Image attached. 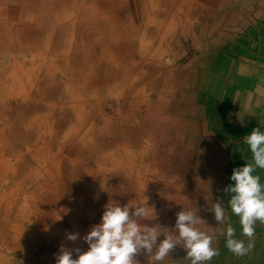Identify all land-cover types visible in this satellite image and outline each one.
<instances>
[{
  "label": "bare ground",
  "instance_id": "obj_1",
  "mask_svg": "<svg viewBox=\"0 0 264 264\" xmlns=\"http://www.w3.org/2000/svg\"><path fill=\"white\" fill-rule=\"evenodd\" d=\"M198 3L199 0H139L141 6L136 8V0H73L72 5L75 8L79 7L83 9L84 13V15L80 17L74 16L75 20L71 22L74 26L75 24L79 25L81 23L84 27L82 31L83 34L77 33L80 37L79 43H77L75 37L77 35H75L76 30L75 28L72 29L71 24L70 29L72 30L66 32L62 30V24H64L67 19L66 17L56 15L51 24L42 26L45 33L43 32L42 34L43 38H41V42H39L40 46H37L38 43L34 41L32 44H27V49L29 48V51H33L28 53L32 55V58L28 59V68L20 75L13 74L12 71L10 72L11 74L8 80L10 86L5 85L4 91L0 88V99L10 101V98L14 97L13 101L18 100L16 103V118L18 120L16 119V123L19 124L17 131L15 130L16 135L22 137L23 131L29 128V132L36 138V143H42L46 146V150L49 152V165H44L41 168L44 173L45 169L48 167L49 170L47 172L49 178L47 173L44 180L41 173L38 177L35 172L27 173V170H22V179L18 183H13V186L9 187V191L7 190V192L2 193L1 200L9 197L11 195L10 192L20 191L23 188V184L28 186L29 183L33 184L36 182L38 187L42 189V185H45V181L50 183V181L55 180V168H58L62 162H65L62 167L66 164L69 165L67 168V177L72 178V181H75L73 177H76L77 172L80 173V175H84L82 177L83 182L79 181V183L83 191L88 192V194L103 193L107 184H115L118 182L119 174L117 173L122 169L123 165H126V167H124L122 171L128 172L127 175H132L130 172L134 171V166H136L134 152L136 153V148H141L143 142V139H141L143 137L142 130H140V136H138V133L136 134V131L141 126H138L137 129L134 127L124 130V127L134 122V118L133 120L128 119L120 110H117V114H115L116 118H102L101 121H94L93 116L95 115L97 117L96 112L99 111L97 109H99L98 106L102 102V98L99 95L100 93L97 91H89L91 94L90 98L93 100L92 103H88L89 106H85L87 102V92L85 94L86 100L84 101V99L79 97L80 95H78V93L72 90L73 86L78 79H81L82 88L84 86L88 88L99 86L105 93L108 92L109 94L110 91L112 92L114 90L116 93V102H119V104L120 102L123 104L128 103L130 107L135 103L136 106V92L132 93V90L136 88V59H134L136 57V45L129 43L125 39L124 43L121 42L120 39L123 37L122 34L129 33L131 36L136 35V19L144 16V30L146 31L153 28L155 35L151 36L146 43H140V47H138L137 50L140 51L142 56L146 52H149L145 47L149 44H154V42L157 43L154 50H159L160 47L163 46L162 44L170 38V34L174 33L175 29L188 26L191 24V21H197L199 14L201 15L203 12L198 6ZM125 9V15L120 17L119 12ZM55 35H57V41H54ZM32 36L37 37L36 35ZM64 37L65 39L61 42V38ZM30 39L33 40L32 37ZM136 41L134 42L136 43ZM79 44H82L80 48L78 47ZM95 50L99 51V56H95L97 55L94 53ZM76 51L80 52L82 55L77 57ZM165 52L166 48L163 51H159L158 54L152 53V56L154 58L157 56L160 58V55ZM34 53L36 54L34 55ZM143 58H145L144 55ZM145 60L147 59L145 58ZM30 74L33 75V78H30ZM40 76H42V78H40ZM150 82H152V80ZM166 82L165 78L164 81H162V85H164V83L166 84ZM149 85L152 87L153 84ZM54 88H60L62 90V96H59L55 102L50 103V92L51 89ZM109 98H111V96ZM156 102L157 101L152 100L149 106H154L153 104ZM149 106H147V108H149ZM28 111L32 114L26 118L27 121H25V116ZM67 112H72L75 116L74 123L72 122L68 135L69 137L78 138L71 149L59 144L56 145V140H53L55 139L56 133L54 129L51 128V125L49 126L47 123V119L54 118L56 114L59 115L61 119L67 117ZM89 112L91 113L90 115ZM2 119L6 120V117L2 116ZM13 124L11 123L10 127H6L5 125L3 129L10 128L11 130ZM44 132L48 134L47 144L43 142ZM106 135L113 137L112 142H107L109 147L110 145L114 146L111 152H103L101 147L102 137ZM150 144H153V142ZM74 149L77 151V155H75L73 160L67 162L68 156H62V153L66 151V154L69 155L71 150ZM26 150L27 152H31V148ZM54 151L55 153L52 154ZM127 155L131 158L135 157L132 158V160H135L134 164L128 159L129 157H126ZM34 157L32 156V158ZM124 158L126 161H129V163L127 162L128 164L125 163L126 161H123ZM33 162H35L36 165L40 163L35 159ZM148 168L149 166L145 170H149ZM4 172L5 174L7 173L6 170H4ZM72 173L75 174L73 177ZM133 177L135 179H130L129 176L128 179L134 181L133 185L136 186V170ZM139 179L142 180V178ZM9 185L11 186V184ZM118 192L119 189L116 190L115 193L117 200L120 199ZM132 194L136 195L134 192H132ZM143 197H145L144 194ZM128 201L130 206L136 205V201ZM119 205L121 206V204ZM72 207L75 209L73 215L69 214L65 217L62 216L65 214L64 211L52 209V217L59 220L60 225H54L52 227L53 231L51 232L46 229L43 230L37 239V242L44 239V243L46 244L43 246L44 253H46V258L44 259L45 264H53V261H50L48 257L49 255L53 257L58 255L61 246L69 250L79 248L81 252H86L88 250V244L84 242L83 237L90 231L92 226L100 223L104 209L96 211V209L93 208L95 211L87 209L82 211L77 210L79 207L77 204H73ZM131 211L132 209H130V212ZM29 220L33 223L32 217ZM29 220L27 221V225L29 224ZM63 226H67L70 229L67 230ZM33 227L38 230L37 226L33 225ZM1 228H3L2 230L6 229L4 226ZM27 230H29V227L25 224L24 227L13 229L14 236L17 237L18 240L11 239V242L13 244L17 243L16 241L23 243L26 240L24 238L27 236L25 232ZM36 230L35 233L39 232ZM2 233L1 231V237ZM69 234H79V238L77 241L71 242L67 240V235ZM8 242V239H3L0 241V246L4 247ZM72 258L76 259L77 256L73 254ZM54 264H56V260Z\"/></svg>",
  "mask_w": 264,
  "mask_h": 264
},
{
  "label": "crops",
  "instance_id": "obj_2",
  "mask_svg": "<svg viewBox=\"0 0 264 264\" xmlns=\"http://www.w3.org/2000/svg\"><path fill=\"white\" fill-rule=\"evenodd\" d=\"M198 6L203 12L197 21L182 26L177 35L180 42L188 40L192 45V62L178 69L170 87L164 83L151 111L139 112L136 121L143 127V142L180 151L179 157L162 161L167 168L160 172L164 187L159 204L167 207L154 211V219L149 215L138 222L158 225L175 236L176 214L197 210L206 224L196 227L214 237L212 247L218 250L206 264H264V224L256 222L253 248L242 256L230 252L226 237L219 235L231 223L233 238L249 243L228 205L231 194L224 189L235 184L230 179L233 169L252 162L244 137L254 128L264 132V0H199ZM151 80L149 84L158 85L160 79ZM253 175L264 185V169L257 168ZM217 200L225 209L224 224L214 219ZM164 238L160 235L157 243ZM186 256L182 246H176L164 260L148 254L141 264H190Z\"/></svg>",
  "mask_w": 264,
  "mask_h": 264
},
{
  "label": "rangeland",
  "instance_id": "obj_3",
  "mask_svg": "<svg viewBox=\"0 0 264 264\" xmlns=\"http://www.w3.org/2000/svg\"><path fill=\"white\" fill-rule=\"evenodd\" d=\"M72 3L73 0H0V88L3 89L2 91H4L5 85H9L8 80L11 71L13 74L20 75L28 68V59L32 58V55L28 53L33 51H29V48L27 49V44H32L34 41L38 43L37 46H40L39 42H41V38H43L42 34L43 32L45 33L42 26L51 24L56 15L67 18L64 24H62V30L66 32L75 28V35L77 33L83 34L82 31L84 27L81 23L79 25L75 24V26L71 24L72 20H75L74 16L80 17L84 15L83 9L79 7L75 8ZM139 6H141V4H139V0H136V8ZM41 8L45 9L42 10ZM125 13L126 9L119 12V16L123 17ZM143 18L144 16L142 18L138 17L136 19V35L131 36L129 33H126L122 34L123 37L120 39V41L123 43L126 40L129 43L136 45V57L134 58L136 59V88L132 90V93L136 92V106L135 103L132 107H130L128 103L123 104L120 102L119 104V102H116V93L114 90L112 91L113 93L110 91L109 94L108 92L105 93L104 90L99 86L90 88L84 86L82 88L81 79H78L73 86L72 90L78 93V95H80L79 97L84 99V101L86 100L85 94L87 92V102L85 106H89L88 103H92L93 100L90 98L91 94L89 91H97L100 93L99 95L102 98V102L98 106L99 109L97 110L99 111L96 110L97 117L95 115L93 116V119L96 122L101 121L102 118H116L115 114H117V110H120L121 113L124 114L128 119L133 120L134 118V122L124 127V130H127L128 128L132 129L134 127L137 129V125L140 124V122L136 123V121L140 119L138 117L139 112L144 115L146 112L151 111L149 103L152 102V100H155L157 92H160V90L164 88L163 85L160 84L162 83L163 78H166V80L168 79L166 84L168 87H170L171 83L175 82V78L173 76H175L178 69L182 68V65H186L193 60L191 48L192 45L190 42L188 40L181 42L178 40L180 36L178 37L177 35H180L182 32L180 27L175 29L174 33L170 34V38L162 44L163 46H161L159 50H154L157 46L156 42L145 47L146 50H149L148 53L146 52L143 54L147 59L145 60L137 48L140 47V43H146L151 38V36L155 35V33L153 28L146 31L144 30ZM70 24L72 25V29H70ZM194 32L196 33V30ZM32 35H36L37 37ZM31 37L33 40L30 39ZM75 37L77 43H79L80 37L78 34ZM190 37H192V35ZM64 39L65 37L61 38V42ZM132 39L134 41L137 40L136 43ZM54 41H57V35L54 36ZM81 46L82 44L78 45L79 48ZM165 48L166 52L161 54L160 58L158 56L155 58L152 56V53L158 54L159 51H163ZM187 50L190 52L188 56L186 55ZM76 53L77 57L82 55L78 51H76ZM94 53L97 54L95 56H99L98 50H95ZM35 54L36 53H34V55ZM165 65L167 68L164 67ZM156 72L158 73L156 74ZM30 78H33L32 74H30ZM40 78H42V76H40ZM152 78H154L155 81L160 79L161 82L159 80L158 85L156 82H153L152 87H150L149 81ZM61 91L62 90L60 88L51 89V100L49 102L53 103L57 98H59V96L61 97ZM163 91L164 90L161 92ZM110 96L111 98H109ZM13 100L14 97L10 98V101H4L0 99V228L2 226L6 227V229L2 230L3 228H1L0 230V232H3L2 237L0 236V241L3 239L9 240L6 246H0V264H45L44 259L46 258V253H44L43 246L46 244L44 243V239L38 242L37 239L43 230L46 229L51 232L53 231L52 227L54 225H60L59 220L52 217V209H57L58 211L60 210L62 212L64 211L65 214L62 216L65 217L69 214L73 215L75 210L72 207L73 204H77V206H79L77 210L84 211L87 209L95 211L96 209V211H99L104 209L105 206L111 201L118 202L121 204V207L127 205L129 202L128 200H132L133 202L136 201V205L144 206L146 199V204L149 208L154 209V211L165 210V207L167 206L159 204V201L162 198L160 193L164 187V184H161L162 181L159 180V178H163L160 172L165 170L164 168H167V165L162 161L164 159L166 160L179 157L178 155L180 151L175 152L169 148L166 150V148H162L160 144H150V142L146 140L145 142H142L141 148H136V153L134 152L136 162L135 160H132V158L135 157L131 158L129 155L126 156L127 158L129 157L128 159H130L133 164L134 162L136 163V166H134V171L130 172L132 175H127L128 172L126 173L122 171L124 167H126V165H123L122 169L117 173L119 174V181L115 184H107L103 193L88 194V192H84L82 186L79 183V181L83 182L82 177L84 175H80V173L77 172L76 177H73L75 174L72 173V177L75 178V181H72V178L67 177V168L69 165L66 164L62 167L63 163H65L62 162L58 168H55V180L50 181V183L48 182L49 184L45 181V185H42V189L41 187H38L36 182L33 184L29 183L28 186L23 184V188L20 191L10 192L11 195L9 197L1 200L3 195L2 193L7 192V190L9 191V187H12L13 183H18L22 179V170H27V173L35 172L37 173L38 177L41 173V176H43L44 180L47 173L49 178V174L47 172L49 170L48 167L45 169L44 173L41 168L44 165H49V152L46 150V146H44L42 143H36V138L29 132V128L28 130L26 129V131H23L22 137L16 135L19 124L16 123L18 120L16 118V103L18 100ZM147 106H149V108H147ZM133 113H135V115H133ZM31 114L32 113L28 111L25 116V121H27L26 118H28ZM67 114L68 116L63 117V119H61L59 115L56 114L54 118H50L49 120L47 119V123L49 126L51 125V128H53L54 132L56 133L55 139H53L56 140V145L59 144L71 149L72 145L76 143L78 138L69 137L68 135L70 126L72 122L74 123L75 116L72 112H67ZM90 114L91 113L89 112V115ZM2 116H5L6 120L2 119ZM11 123H14L11 130L10 128L3 129L5 125L6 127H10ZM140 128L144 134L143 127H139V129L136 131L138 136L141 134ZM43 134V142L47 144L48 134L47 132H44ZM141 139H143V137ZM112 140L113 137L109 135L102 137L101 147L103 152H111L114 146L110 145L109 147L107 142L110 143ZM28 148H31V152H27L26 149ZM54 153L55 151L52 154ZM153 154L158 156L155 159H152ZM75 155H77V151H75V149L71 150L69 155L66 154V151L62 153V156H68L67 162L69 160H73ZM32 156L35 157L32 158ZM34 159L40 162L39 165H36V163L33 162ZM154 160L157 161L156 165L154 164ZM176 160L177 159H174V161ZM123 161L125 162L126 159L124 158ZM127 162L129 163V161H126L125 163L128 164ZM148 166L149 170H145ZM4 170L7 171L6 174ZM135 170L136 186L133 185L134 181H130L128 179V176L130 179L134 178L133 175L135 174ZM139 178H142V180ZM153 181H156V184H154ZM9 184H11V186ZM118 189L120 199L117 200L115 193ZM132 192H134L136 195L132 194ZM143 194L145 197H143ZM168 208H170L169 205ZM31 217L33 218V223H31L29 220ZM28 220L29 224L27 225ZM24 224L29 227V230L25 231L27 236L24 239L26 240L23 243L16 241L17 243H15V245L11 242V239H18L14 236L13 229L24 227ZM33 225L37 226L38 230H36ZM63 227L67 230L70 229L67 226ZM35 230L39 232L35 233ZM147 257L148 253H145L143 250H141V252L137 254L134 259L137 261V264H141L145 262ZM48 258L50 261H53V264L55 263V257L49 255Z\"/></svg>",
  "mask_w": 264,
  "mask_h": 264
},
{
  "label": "clouds",
  "instance_id": "obj_4",
  "mask_svg": "<svg viewBox=\"0 0 264 264\" xmlns=\"http://www.w3.org/2000/svg\"><path fill=\"white\" fill-rule=\"evenodd\" d=\"M244 143L252 154V162L245 166L233 169L230 179L235 182L224 189L231 194L228 205L231 212L239 217L242 235L247 237L249 243L237 240L235 229L228 223L225 229H220V235L226 237L227 249L237 256L247 254L253 248L251 243L254 236L256 222L264 224V185L260 177L253 175L257 168L264 169V132L254 128L244 137ZM130 209L132 211L130 212ZM214 219L219 224L226 221L223 203L217 200L213 204ZM154 209L145 205H125L121 207L118 202H109L103 211L101 221L91 227L83 237L88 244V250L81 252L79 248L67 249L63 246L55 256L56 264H137L134 257L143 250L156 261L164 260L176 246H181L187 253L190 264H206L218 250L212 247L214 237L200 231L196 226L206 222L197 216V210H182L176 214L175 228L177 235L171 230L161 231L160 227L141 224L149 215L154 219ZM60 219V217H59ZM168 232L165 235V232ZM164 235L163 241L157 243V238ZM79 234L67 235V240L77 241ZM155 252L153 254V249ZM73 254L77 256L73 259Z\"/></svg>",
  "mask_w": 264,
  "mask_h": 264
},
{
  "label": "water",
  "instance_id": "obj_5",
  "mask_svg": "<svg viewBox=\"0 0 264 264\" xmlns=\"http://www.w3.org/2000/svg\"><path fill=\"white\" fill-rule=\"evenodd\" d=\"M189 53H190V52H189V50H187V53H186V55L188 56V55H189Z\"/></svg>",
  "mask_w": 264,
  "mask_h": 264
}]
</instances>
